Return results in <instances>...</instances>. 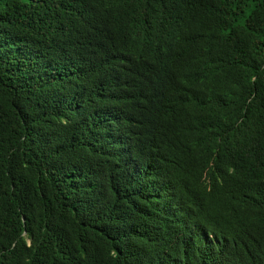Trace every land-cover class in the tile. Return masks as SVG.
I'll return each instance as SVG.
<instances>
[{
	"label": "trees",
	"instance_id": "obj_1",
	"mask_svg": "<svg viewBox=\"0 0 264 264\" xmlns=\"http://www.w3.org/2000/svg\"><path fill=\"white\" fill-rule=\"evenodd\" d=\"M0 264H264V0H0Z\"/></svg>",
	"mask_w": 264,
	"mask_h": 264
}]
</instances>
